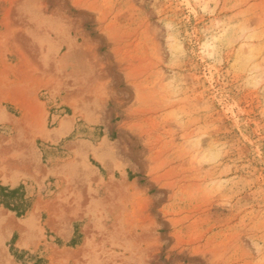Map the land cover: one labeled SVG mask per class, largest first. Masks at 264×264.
Masks as SVG:
<instances>
[{
  "label": "rangeland",
  "instance_id": "374dc122",
  "mask_svg": "<svg viewBox=\"0 0 264 264\" xmlns=\"http://www.w3.org/2000/svg\"><path fill=\"white\" fill-rule=\"evenodd\" d=\"M12 160L5 264H264V0H0Z\"/></svg>",
  "mask_w": 264,
  "mask_h": 264
},
{
  "label": "crops",
  "instance_id": "0c3cea01",
  "mask_svg": "<svg viewBox=\"0 0 264 264\" xmlns=\"http://www.w3.org/2000/svg\"><path fill=\"white\" fill-rule=\"evenodd\" d=\"M14 161L12 160V162L10 163L12 164L11 168L13 170L8 176L9 180L4 181L0 176V253H4L5 256L7 252L8 255L12 256L13 260L17 263L16 258L11 254V246H13L14 250H17L18 252H22L23 250H31L32 248L21 245V243L24 244L26 242H29V239L25 238L23 236L24 234L21 231V221L28 218L30 211L26 210L25 214L18 216L17 207L19 206L16 207L15 205V202L17 201H12V199H10L14 195H17L13 194L15 192V189L19 188L23 183L27 182V180L23 178L15 180L14 169L16 165ZM6 206L10 208H7ZM12 241L13 245L9 244ZM2 257L3 256H1L0 254V264H5L2 260Z\"/></svg>",
  "mask_w": 264,
  "mask_h": 264
},
{
  "label": "bare ground",
  "instance_id": "6f19581e",
  "mask_svg": "<svg viewBox=\"0 0 264 264\" xmlns=\"http://www.w3.org/2000/svg\"><path fill=\"white\" fill-rule=\"evenodd\" d=\"M104 142H105V141H103L102 143H104ZM101 145H102V144H101ZM102 146H103V145H102ZM9 159H10V158H9ZM17 159H18V158H15V161H18V160H19V159H18V160H17ZM5 163H6V162H5ZM8 169H9V168H8ZM1 173H2V172H1ZM5 173H6V172H5Z\"/></svg>",
  "mask_w": 264,
  "mask_h": 264
}]
</instances>
